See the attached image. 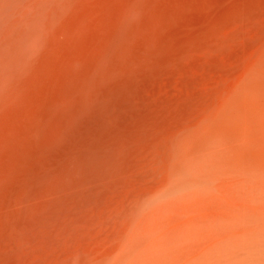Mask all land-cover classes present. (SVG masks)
Wrapping results in <instances>:
<instances>
[{
	"label": "bare ground",
	"instance_id": "obj_1",
	"mask_svg": "<svg viewBox=\"0 0 264 264\" xmlns=\"http://www.w3.org/2000/svg\"><path fill=\"white\" fill-rule=\"evenodd\" d=\"M0 264H264V0H0Z\"/></svg>",
	"mask_w": 264,
	"mask_h": 264
}]
</instances>
